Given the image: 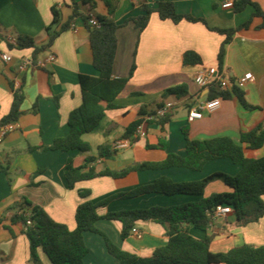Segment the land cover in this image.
<instances>
[{"label":"crops","instance_id":"obj_1","mask_svg":"<svg viewBox=\"0 0 264 264\" xmlns=\"http://www.w3.org/2000/svg\"><path fill=\"white\" fill-rule=\"evenodd\" d=\"M75 0H0V122L9 113L13 102L11 82L16 87L23 85L25 99L23 114L15 122L16 130L6 136L0 135V264H33L30 244L20 223H12L15 214L30 211L26 202L41 207L54 221L66 224L71 230L76 228L75 214L82 203L79 192L90 191L87 198L93 203L127 194L167 178L174 183H192L204 180L217 173L236 176L241 167L228 159L208 162L201 171L185 168L163 170L132 171L122 178L100 176L80 182L74 189L68 187L64 169L69 159L75 166H83L89 155L96 156L102 145L113 149L128 127L141 119L146 136L130 139L127 148L116 150L109 158L97 159L88 168L97 172L105 169L122 171L144 163L164 161L168 155L186 156V139L183 128L188 129L192 140H206L230 137L240 142L241 132L255 128L264 122V29L259 26L260 18H253L255 9L248 6L236 13L234 8H223L228 1L239 0H169L175 4L177 13L191 15L206 20L203 23L182 21L178 24L161 20L152 15L147 28L140 32L129 23L117 30V53L113 75L128 78L132 66L135 70L125 89L115 103L117 109L110 110L92 132L83 139L91 145L90 154L79 151H41L31 148L50 146L57 138L68 136L69 115L82 103L80 75L98 76L93 65V54L89 34L82 20L77 19L73 27L62 33L53 45L33 59L34 49L14 48L11 39L18 35L34 38L36 46L47 43L46 28L53 22V8L60 11L62 23L73 13ZM80 4V12L91 17L107 16L105 0H97L96 7L89 9ZM156 4L161 0H146ZM141 0H119L114 20L122 24L125 20L141 14ZM264 12V0H252ZM252 19L248 29L238 31L226 47V55L221 74L230 82H235L245 74L252 73L253 79L243 88L247 102L256 107L246 110L237 99H221V106L213 112L204 111L202 119L189 121L192 108L209 100V87H201L195 77L207 68H218V52L225 36L210 29H233ZM58 29V27H57ZM196 52L202 59L199 65H185L184 54ZM12 57L5 62L3 54ZM50 54L55 61H47ZM34 61L24 71L19 67L26 60ZM44 62L43 67L38 62ZM185 86L183 95L163 98L167 89ZM59 98L58 106L55 98ZM171 105L168 111L170 122L162 126L156 121L140 117L139 111L148 106L153 110L163 101ZM140 123V124H141ZM161 145V147H158ZM256 158L264 157V146L251 153ZM88 170V169H87ZM86 170V171H87ZM232 190L222 181L207 184L202 196L166 195L147 193L132 198L111 200L98 210L99 215L109 212L143 210L152 207L171 208L187 203H198L214 194ZM264 201V197H263ZM14 208V209H13ZM12 209V210H11ZM8 226L11 230L6 229ZM97 227L108 235L119 248L140 257H148L153 251L168 241L167 228L155 222H139L127 239L121 236V224L101 219ZM189 232L196 239H210V249L224 253L243 245L264 246V216L257 222L241 227L235 212L212 220L209 229L201 231L189 226ZM89 249L85 264H121L113 257L104 238L92 232L84 233ZM43 264H51L48 257L40 252Z\"/></svg>","mask_w":264,"mask_h":264},{"label":"trees","instance_id":"obj_2","mask_svg":"<svg viewBox=\"0 0 264 264\" xmlns=\"http://www.w3.org/2000/svg\"><path fill=\"white\" fill-rule=\"evenodd\" d=\"M96 3L97 0H81V4L89 9L95 8ZM105 4L108 8V15L97 17L100 23L98 27L90 23V15L80 12V4L75 0L73 13L65 23H62L60 11L53 8V22L46 28L49 36L46 44L38 47L33 37L17 36L14 48L20 50L34 49L33 59L35 60L41 52L50 48L62 33L69 31L77 19H80L88 31L93 65L98 73V76L80 75L79 77L82 103L69 115L70 131L68 136L57 138L50 146L31 148L32 151L35 149L62 152L77 150L82 154L91 153V145L83 139V136L97 128L108 111L118 108L115 101L125 89L135 70L134 64L128 78L119 79L113 75L118 46L117 30L119 28L132 22L142 32L147 28L154 14H157L161 20H170L175 24L187 21L203 23L209 28L206 20L202 18L177 13L175 4L169 0H161L153 5L146 0H141L139 4L141 14L125 20L122 24L114 20L119 0H105ZM248 6L255 9L253 18H260L262 23L259 28L264 29V12L258 4L252 0L234 2L236 13L244 11ZM251 25L252 19L233 29H210L225 36L217 56L219 72L224 65L227 45L238 31L248 29ZM201 63L202 59L196 52L188 51L184 54L185 65L195 66ZM11 88L13 91L12 106L9 113L1 120L0 128L17 122L23 114L22 105L25 99L23 85L16 87L11 82ZM186 92L185 86H176L167 89L163 98L166 99L171 95H183ZM208 98L209 100L235 98L246 110L256 109L247 102L243 89L236 86L234 82L227 89H221L216 83L211 84ZM58 100V97L55 98L57 106ZM164 105L163 100L157 103L153 110H149L148 106L142 107L139 116L143 118V116L154 115L157 109ZM170 119V116L166 114L164 117L157 118L156 122L164 126L170 122ZM140 123L141 119L128 127L123 139H132ZM182 131L186 139V156L170 154L164 161L158 163H144L119 172L109 169L97 172L93 167L88 168L97 159L109 158L116 153V150L107 145L100 146L96 156H87L83 166H75L73 159H69L64 169L68 187L74 189L78 183L100 176L122 178L132 171L140 170H163L178 167L201 171L208 162L222 159H228L233 164L240 166L241 171L236 176L217 173L192 183H174L167 178H162L151 185L96 204L87 199L90 191L81 190L79 195L83 201L77 206L76 228L73 230L66 224L54 221L41 207L34 206L27 201L26 205L31 212L30 217L22 212L15 214L11 222L22 224L30 244L31 262L43 264L40 258V252H43L51 264H85L84 259L89 249L84 240V233L92 232L104 238L109 253L117 258L121 264H264V246L243 245L224 253H215L210 249L209 238L199 240L189 232V226L206 232L218 206H230L241 227L257 222L264 216V157L256 158L250 155L264 146V122L253 129L241 132L239 143L230 137L192 140L189 138L186 127ZM2 170L3 167L0 166V171ZM217 179L222 180L232 191L214 194L198 203H187L171 208L152 207L143 210L109 212L105 215L98 213V210L107 206L111 200L132 198L147 193H163L169 196H202L207 184ZM101 219L119 222L123 239L131 236L137 223L155 222L167 228L168 241L164 246L156 248L151 256L140 257L116 246L108 235L97 227V222ZM28 220L31 221L30 225H28ZM2 222L3 220L0 219V223ZM4 227L11 230L8 226L4 225Z\"/></svg>","mask_w":264,"mask_h":264},{"label":"built area","instance_id":"obj_3","mask_svg":"<svg viewBox=\"0 0 264 264\" xmlns=\"http://www.w3.org/2000/svg\"><path fill=\"white\" fill-rule=\"evenodd\" d=\"M223 8H234V2L228 1L225 2L223 5ZM90 23L94 26H99L100 23L97 20V18L91 17ZM73 27V25H72ZM11 44H16V40L11 39ZM3 60L5 62H10L12 60V57L5 53L2 56ZM48 62L53 63L55 61V56L53 54H50V56L47 59ZM34 61L26 59L21 66L19 67L20 71H24L28 66H33ZM40 67H43L45 65L44 62L40 61L37 64ZM253 79L252 73L245 74L243 77L238 78L234 84L238 86L239 88L243 89ZM195 82L201 86V87H209L211 84L216 83L221 89H227L229 86L232 85L222 74L219 72L218 68L212 67L202 70L197 76L195 77ZM221 106V99L215 98L211 100H207L203 104H199L196 107L192 108L189 112V121H193L194 119H202L204 111L213 112L216 109H218ZM171 109V105L165 104L162 108L157 109L156 113L154 115H147L144 117L147 121H156L157 118L164 117L168 111ZM145 124L141 123L137 126L135 134L132 138H144L146 136V131L144 129ZM16 130L15 123H10L5 126H2L0 128V135L6 136L8 133L13 132ZM130 140L123 139L120 141H117L113 145V150H119L129 147ZM233 210L230 206H218L214 214L212 216V219L219 217V216H226L230 213H232ZM28 217H30L31 212L27 211L25 212ZM31 224V221L28 220V225ZM132 233L139 234V232L134 228L132 230Z\"/></svg>","mask_w":264,"mask_h":264}]
</instances>
